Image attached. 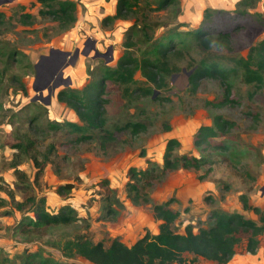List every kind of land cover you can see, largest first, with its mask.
Here are the masks:
<instances>
[{
	"label": "rangeland",
	"instance_id": "1",
	"mask_svg": "<svg viewBox=\"0 0 264 264\" xmlns=\"http://www.w3.org/2000/svg\"><path fill=\"white\" fill-rule=\"evenodd\" d=\"M157 1L134 0L133 13L127 18L103 25V18L82 22L84 8L75 0L79 7L76 22L64 31L55 22L40 17V6L31 0H20L19 6L13 7L1 5L5 24L0 28V42L8 43L7 50L4 44V51L15 49L18 55L7 66L0 88V170L6 168L2 167L3 158L10 159L16 153L8 150L9 146L21 139L32 143L29 153L39 160L49 151L51 163L41 174L40 196L46 198L49 212L69 205L80 220L68 226L48 228L41 236L20 233L28 214L12 217L14 221L9 226L0 222V264H90L78 257H64L63 243L83 236L105 246L111 238L131 244L146 232L157 233L159 221L154 218L151 206H133L125 185L129 168L144 170L146 160L161 166L169 139L179 142L177 155L207 160L199 171L171 172L148 190L150 204L169 201V207L178 213L173 225L177 233H183L187 224L194 228V233L209 227L211 212L238 213L240 195L246 197L249 205L264 201V88L256 89L254 84L245 83L244 72L237 65L240 59H246L251 47L264 43V0L246 8L231 1L229 7L216 9L219 14L211 15L202 29L229 32L232 51L212 49L204 53L188 40L183 46V59L177 63L181 71L168 77L163 88L143 96L149 85L139 74L127 92L116 83L106 82L104 130L114 135L106 142L102 141V134L92 130L86 132L90 136L88 140L75 142L79 134L69 132L67 123H79L77 117L64 104L52 101V93L65 88L79 92L87 83L99 79L103 69H113L123 52L126 31L137 22L138 28L146 23L148 31L153 29L156 42L143 43L144 38L136 34L138 46L133 53L140 57L149 47L158 45L164 31L161 26L174 25L175 10L171 14L158 11ZM20 15H27L26 21L30 23L21 24ZM175 23L179 31L195 30L177 19ZM92 45L103 57H95ZM55 54H59L57 59H52ZM110 56L112 60L106 63ZM205 59L230 71L232 104L220 109L205 106L206 101H217L222 96L216 80L204 79L195 94L189 92L188 66ZM57 83L61 85L54 92L51 90L47 100V89ZM23 87L25 91L21 92ZM215 115H222L236 126L226 137L212 141L223 143L227 147L224 152L203 153L192 141L197 129L211 125ZM49 123L60 125L59 129L50 128ZM125 124H140L143 129L136 135L116 131ZM17 153L20 154L17 162H30L20 151ZM199 176L203 178L198 180ZM103 181L107 186H101ZM63 184L73 188L68 196L60 197L56 189ZM6 196L9 197L7 193ZM20 201L3 198L0 214L9 212L11 217ZM236 251L241 254L243 244ZM184 257L185 261L190 260V256Z\"/></svg>",
	"mask_w": 264,
	"mask_h": 264
},
{
	"label": "trees",
	"instance_id": "2",
	"mask_svg": "<svg viewBox=\"0 0 264 264\" xmlns=\"http://www.w3.org/2000/svg\"><path fill=\"white\" fill-rule=\"evenodd\" d=\"M38 4V15L57 24L59 30L70 29L76 22L77 4L72 0H31ZM134 0H117L115 12L112 16H106L101 20L104 25L116 19L127 18L135 6ZM257 0H240L237 6L244 8L254 5ZM156 10L166 11L171 14L175 11L174 25L168 27L162 25L164 29L160 36V42L155 47H149L148 52H142L141 56H136L133 52L137 50L138 43L134 36L144 38L143 43H152L155 41L153 29L148 31L146 23L138 28L129 29L125 33V39L122 42L123 52L117 59L113 69H103L99 79L91 81L76 92L72 89H62L56 93V100L60 104L70 109L79 123H67L69 132L79 134L75 142L88 140L90 136L87 131H96L102 134L103 142L107 138H113V133L104 130V113L106 99L103 98L106 91V82H113L123 87V91H128V86L135 81L136 74L142 78L148 89L142 92L143 96L151 94L166 86V79L171 75L181 71L177 65L183 59V46L188 40L198 50L204 53L212 49L216 51L231 52L232 37L229 32H211L202 29L206 21L214 13L219 11L205 9L200 27L193 31L182 32L178 30L176 19L181 14V5L179 0H158ZM27 15H20L21 24H28L30 21ZM3 13L0 12V28L4 23ZM6 50L8 43L0 42V88L2 87L4 73L9 63L15 62L18 53L15 49ZM150 55V56H148ZM4 62V65H3ZM237 65L244 72V81L247 84H254L256 89L264 88V43L257 47H251L248 50L246 59H240ZM190 69L187 81L189 92L195 94L199 84L204 79H212L219 82L222 88V96L217 101H206L207 107L220 109L225 105L233 103L231 100V86L228 84L230 71L221 68L218 63L207 59L200 60L197 63L189 64ZM11 78V77H10ZM10 80H13L11 78ZM25 88L21 89L24 92ZM1 98V97H0ZM1 107L2 104L0 103ZM256 116V115H254ZM52 129H59L60 125H52ZM236 124L224 118L222 115H215L209 126H200L193 138L192 145L199 148L201 152L211 154L214 152H224L227 147L223 143H214L217 138L226 137L234 129ZM143 129L140 124H125L123 127L116 128L117 132L129 131L136 135ZM22 140V141H21ZM18 143L9 146L12 153L10 159L3 158V168L12 169L15 182L14 189L22 194L21 201L16 204V210L31 214L23 220V227L20 228L22 235L32 233L41 236L48 228L58 226H68L80 219L74 209L69 205H63L57 212L51 213L46 206L45 197L34 192L39 187L38 179L41 176L44 167L50 164L49 151L39 160L35 155H31L33 145L28 139H21ZM8 146V145H7ZM180 144L174 139H169L165 143L160 167L152 165L146 160L147 167L142 169L129 168L127 171L128 181L125 185L127 198L133 206L150 205L154 218L159 221L158 232L151 235L146 232L137 239L130 247L124 245L118 238H111L105 246L101 241L92 242L85 237H76L75 239L65 241L62 246L64 257H78L90 264H198L199 259L209 263L227 264L234 256L236 247L243 244L244 251L251 255L255 254L259 247V237L264 234V206L262 208L248 204L244 195L239 196L242 211L251 212L257 220L245 218L239 213L211 212L208 219L212 224L207 228H199L194 233V228L187 224L183 233H177L173 229L178 213L169 206L170 202L162 204H150L148 190L154 183L165 178L169 173L178 170L199 171L201 167L207 164L204 157H195L187 154L177 155L176 151ZM52 147H50V150ZM24 154L30 161L36 172L33 183H30L27 175L18 170L21 163L16 161L20 154ZM5 165V166H4ZM3 171V170H0ZM208 171L205 172V175ZM203 176V175H202ZM199 176L198 180L203 177ZM101 186H107L103 181ZM8 186L0 178V191L7 193L12 198V193ZM73 186L70 184L59 185L56 193L60 197L68 196ZM29 190L30 192L28 193ZM38 190V189H37ZM106 198V197H105ZM3 200V199H0ZM4 205H0V207ZM7 212L3 215H9ZM185 255L190 256V260L185 261Z\"/></svg>",
	"mask_w": 264,
	"mask_h": 264
},
{
	"label": "crops",
	"instance_id": "3",
	"mask_svg": "<svg viewBox=\"0 0 264 264\" xmlns=\"http://www.w3.org/2000/svg\"><path fill=\"white\" fill-rule=\"evenodd\" d=\"M19 1L20 0H6L3 3H0V7L3 4L6 5L7 7L19 6L18 5ZM72 1H75V0H72ZM179 1L181 5V14L178 16L177 20L179 21V23L184 22L185 24H188V28L194 27V29H196L199 23L202 21L203 12L205 9H213V10L217 9L218 10L221 8H227L229 7L228 5L231 4L230 3L231 1H234L237 3L239 0H179ZM79 2L84 8L82 22H91L92 20L93 21L98 20L100 18H104L105 16H112V13H114L115 0H79ZM78 8L79 7L77 6V10ZM0 12H3V10ZM40 58H43V56H40ZM53 95H54V98H52V101L56 100V94H53ZM8 150L11 151L10 148ZM49 167H50V164H47L44 167L42 173H44V171ZM18 170L21 172H24L27 175L29 182L33 183L34 174L36 172V169L34 168L31 162H25L23 164L20 163L18 165ZM40 177L38 179V183H40ZM0 178L9 187L8 190L11 191L12 198L14 200H21L22 194L20 193L19 190H15L13 186V183L15 182V178L13 176V170L6 169L3 171H0ZM33 188H34L35 193L39 195L41 194L40 190H37V189H40V187L35 188L34 186ZM6 197L10 199V196L9 197L6 196L5 192L0 191V199L6 198ZM251 206L262 208L264 206V201H261ZM238 213L242 214L243 216L246 215V218L257 220V217L251 212H245V211H242V209H239ZM25 214L26 213L19 212V211L13 213L12 214L13 216L11 215V217L9 216L10 214L9 215L0 214V222L2 223L0 224L3 226H9L12 224L11 222L14 221L12 217L15 216V218H19L20 216L22 215L24 216ZM28 215H31V214H28ZM2 219L4 221H1ZM153 234H156V233H153ZM120 241L127 247H130L133 244V243L130 244L124 240H120ZM198 264H214V263H209L203 259H199ZM227 264H264V234L259 237V247L257 251L255 252V254L251 255L249 253H246L245 251L241 252L240 254L237 251H235L234 256L231 258V260Z\"/></svg>",
	"mask_w": 264,
	"mask_h": 264
},
{
	"label": "water",
	"instance_id": "4",
	"mask_svg": "<svg viewBox=\"0 0 264 264\" xmlns=\"http://www.w3.org/2000/svg\"><path fill=\"white\" fill-rule=\"evenodd\" d=\"M92 47L94 48V46L92 45ZM93 51L95 52V57H103V54H100V53H97V51L95 50V48L93 49ZM109 52L111 53V48L109 49ZM108 52V53H109ZM77 53H78V51L76 50L75 51V53H74V57L76 58L77 57ZM84 55H87V53H83ZM66 55H67V53H66ZM112 60V57L110 56V59H106L105 60V62L107 63V62H109V61H111ZM60 75H61V73H60ZM61 84H59V83H57V84H53L52 85V88L51 89H47V91H48V97H47V100H49V98H50V95H51V90L54 92V90L57 88V87H59ZM42 89H44V88H42ZM52 95H53V93H52ZM40 99V98H39ZM41 100V99H40ZM47 103H48V101H47Z\"/></svg>",
	"mask_w": 264,
	"mask_h": 264
},
{
	"label": "flooded vegetation",
	"instance_id": "5",
	"mask_svg": "<svg viewBox=\"0 0 264 264\" xmlns=\"http://www.w3.org/2000/svg\"><path fill=\"white\" fill-rule=\"evenodd\" d=\"M58 55H59V54H55V55H53V58H52V59H57ZM51 56H52V55H51ZM53 61H54V60H53Z\"/></svg>",
	"mask_w": 264,
	"mask_h": 264
}]
</instances>
